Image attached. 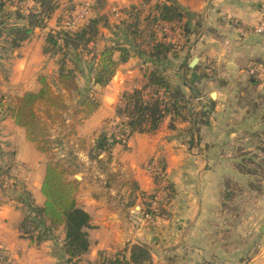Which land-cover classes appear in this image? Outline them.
Wrapping results in <instances>:
<instances>
[{"label": "rangeland", "instance_id": "rangeland-1", "mask_svg": "<svg viewBox=\"0 0 264 264\" xmlns=\"http://www.w3.org/2000/svg\"><path fill=\"white\" fill-rule=\"evenodd\" d=\"M161 1L143 0L137 6L131 5L125 9L116 10L118 16L110 8L104 6L103 11V9L100 10L97 7L96 3L92 5L96 8L95 14L98 18L106 19L107 26L101 20L93 42L80 49L81 60L78 66L82 69V72L79 73L80 71H78L76 78L79 90L87 91V95L98 103L95 110L98 119L90 123H86L88 118L84 119L77 127L78 134L76 137L66 139L60 146H55L53 157L56 161L62 162L73 173L70 179L79 184L78 192L81 195L79 202L76 200L78 206L82 208L83 204L95 200L93 214L96 219V227L92 232L90 242L93 243L94 240H97L96 244L100 242L102 239L101 226L110 221L119 231L117 238L122 241V246L115 248V251L111 253L98 250L95 254L96 247L93 245L89 253L80 259V264H94L100 252L110 255L115 254L124 248L123 244L133 243V238H141L152 243L157 240L165 242L164 240L169 236H165L166 228L162 221L173 222L170 237L175 238V241L189 238L187 240L192 242V244H189L185 240L186 245L181 249L180 254H184L186 260L176 259L172 264H247L253 257L261 253L264 245V234L259 232V228L264 226V152H262L264 148V128L260 129L258 127L255 133H251L253 127L255 125L257 127L260 122L264 126L262 118L264 114V62L261 59L255 60L256 64L246 72L247 66H249L247 64L244 68L243 77L238 78L235 77L232 71L221 70V66L216 65L213 61L210 62L208 57L205 59L203 53L199 54L193 49L194 38L190 39L189 44L185 43L183 23L158 25L155 28L151 22L145 23L144 18L148 14H152L154 5ZM57 2L59 7L63 6L58 12L60 14L59 27L51 30L70 31L68 24H71L84 11L86 5L84 3L77 5L74 3L75 5H73L71 0L70 2H66V0H58ZM25 7L27 6H22V8ZM92 14L93 11L88 14L78 28L84 22H87V18H90ZM162 26H165V30ZM134 30L136 35L133 34ZM190 30L193 34L198 31L195 28ZM47 34L46 32L44 35L43 49L47 48L50 51L48 54H43L48 58L47 63L51 64L50 71L52 73L44 76L50 79L54 89L57 90L56 77L60 56L55 55L47 44ZM260 37H264V35ZM156 40H166V42L174 45L172 53H170L167 60L160 64L159 70L167 76L173 86H182L184 93L190 96L192 101L189 108H191L190 114L192 115L189 116L187 110L184 111L185 120H174L175 129L169 128L170 118L168 117L158 131L141 133L142 136H139L140 133H134L125 140L124 145L131 141L130 138L135 135L138 137L152 136L156 139L161 138L169 144L167 149L164 146L160 149L157 147V151L151 159L141 157L142 169L148 173L152 181L156 177L158 182L154 184L153 189L149 192H139L135 181H132L131 171L124 168L119 158H115L116 155H109V152L98 154L94 151V145L102 133L110 135L118 132V124L121 120L116 118V107L119 104L120 96L125 92L130 93L134 89L142 88L146 81L145 74L152 69V65L145 62L146 58L144 56L129 58L126 63L117 67L110 82L106 86L100 87L93 85L95 58L105 48L115 45L127 46L131 52H148L150 46ZM1 48L0 43V101L2 100L1 104L7 105L15 96L7 95L2 91L3 82L1 78L5 79L3 72L7 70L8 64H11L16 50L13 53L6 54ZM117 57L118 54L115 53L114 58ZM199 57L203 61L198 62V71L193 73L187 70V64L194 58ZM212 66L215 68L212 69ZM66 67L73 68V65L68 62ZM192 76H195L198 80H192ZM249 76L260 80L262 85L258 87L249 85ZM232 83L233 86H231ZM221 91L225 92L226 96L221 102L219 114L213 117L215 120L213 122L210 119L216 103L211 105L210 94ZM80 98H82L80 93L73 94L72 99L69 100V106L76 105ZM250 103L255 104L256 108H253ZM205 108H207V111ZM206 112L210 113L206 114ZM233 112L237 113H234L233 116ZM194 121L198 131L192 132V135L190 130L195 129ZM211 122L213 127L209 126ZM205 126L211 128L209 139L213 140L212 145L197 147L195 144L198 139L195 134ZM19 130L24 141L27 142L24 131ZM230 133L232 134L230 135ZM214 134H216L215 137ZM171 143L174 144L170 145ZM5 152L4 155L12 153L11 150ZM43 156L46 165L48 157L44 154ZM71 157H74L75 160ZM204 158L209 159L211 165L203 167ZM168 159L171 160L170 162L174 166L183 161V165L179 164L180 166L172 168L173 176L171 177L177 178L178 188L169 181L167 174ZM249 159L253 160L252 164L249 163ZM8 160L6 156H0V165L5 164ZM242 161H248L246 164L255 171L254 175L242 174L236 170L234 165L240 164ZM203 170L212 172L209 174L210 177L204 179L205 182L200 181L199 177ZM21 172H24L23 169L21 170V166L20 168L14 166L11 169V175L14 179L16 176L20 178L18 174ZM192 172L194 174L192 176L195 178L188 184L189 179L187 176H191ZM226 180L231 182L228 192L234 195V199L227 200L223 197L224 192H227L225 191ZM168 183L174 186L173 199L170 201L168 199L171 192L166 188ZM12 184L13 180L10 185ZM208 184L213 185V187L209 188ZM106 188L108 189L106 190ZM204 189L206 193L207 191L211 192L209 205L206 204L207 202L204 204L207 216L202 218L199 223L197 222L195 229L188 233V226L183 224L184 218L182 217L183 207L187 202L185 200L189 195H192V200L199 199L201 204ZM111 190L113 194L109 195ZM24 191L26 190H20V193L17 194L18 198L21 197ZM187 191H190V193H187ZM153 193L159 196L160 205L164 208V212L170 215L169 218H154L152 216L151 213L154 209L150 202L153 200L149 199V195ZM217 193L220 200L217 198ZM12 195V193H9L4 196L6 197L4 201L12 198L19 203V200L15 198L17 195ZM177 196L178 198L175 201ZM213 197L216 198L215 206V198ZM137 204L140 208L135 210L134 206ZM1 205L2 202L0 207ZM148 205L151 207L150 210ZM23 210L25 211L24 207ZM109 212L112 214L111 217L108 214ZM140 229L143 231L138 232ZM63 239L64 231L61 227L54 233L53 240H47L53 243V254L56 258L57 255L61 254L59 248L63 243ZM193 244L197 246H193ZM2 249L6 253L4 254L8 256V260H11L14 264L8 251ZM149 249L153 252L152 248ZM158 251L160 250L158 249ZM203 251L206 252V257H203V259L195 257V254H201L200 252ZM166 255H163V257ZM89 257L93 258L92 261L88 259ZM161 264H166L164 259ZM167 264L171 263L167 262Z\"/></svg>", "mask_w": 264, "mask_h": 264}, {"label": "trees", "instance_id": "trees-1", "mask_svg": "<svg viewBox=\"0 0 264 264\" xmlns=\"http://www.w3.org/2000/svg\"><path fill=\"white\" fill-rule=\"evenodd\" d=\"M95 3L100 10L104 8L103 0H96ZM23 5L27 7L22 8ZM55 9L56 0H0L2 51L6 54L13 53L31 37L35 29L46 28ZM95 10V7L89 6V13L91 14L93 11V14L80 28L70 31L50 30L47 34V44L55 55L60 56L56 77L57 90L54 89L47 76L39 75L37 90L15 96L7 105L1 104L2 100L0 101V115L10 118L17 127L22 128L26 139L35 145L37 151L48 157L40 188L44 198L43 204L37 206L26 191L22 192L21 197L18 198L25 208L23 218L18 226L20 237L38 245L44 241L53 240L54 233L62 227L64 239L59 248L61 254L57 255L58 264H80V259L89 253L91 247L88 233L92 229L91 217L76 202L79 184L70 179L73 173L62 162L56 161L53 153L55 146H60L64 140L77 136V127L84 119L93 115L98 107V103L87 95V91L79 90L76 78V73L82 72L78 66L81 60L80 49L93 42L101 20L105 25L107 23L105 18H98ZM187 15L175 1L162 0L154 5L152 14H148L144 19L146 24L151 22L155 28L158 25L183 23V19ZM194 17L196 19L194 28L199 30L200 19ZM133 34L136 35L135 30ZM190 35H193V32L186 22L183 24V37L186 44L189 43ZM173 49L172 43L166 42V40H156L148 52H131L127 46L115 45L105 48L95 58L93 85L100 87L106 86L114 76L117 67L126 63L129 58L144 56L145 62L152 65V69L145 74L146 81L142 88L134 89L130 93L125 92L120 96L119 104L116 107V118L121 120L118 124V132L100 135L94 145V151L98 154L110 152L115 145L125 143V140L134 133L158 131L168 117L170 118L169 128L175 129L174 120H185L184 111L187 110L189 116L192 115L190 114L191 108H189L192 101L190 96L184 93L182 86H173L167 76L159 70L160 64L167 60ZM49 51L47 48L43 49L44 54H48ZM115 53L118 54L117 58H114ZM68 62L73 65V68L66 67ZM255 64L253 63L250 68ZM188 65L186 69L193 73L199 69V65L193 69H190ZM248 84L257 87L259 81L248 80ZM75 93H80L82 98L76 105L70 107L69 100ZM210 103L214 104L212 101ZM250 104L256 108L255 104ZM262 118L264 122V114ZM194 131H198V128L190 130V134L193 135ZM262 152H264V148ZM0 156H6L9 159L8 162L0 165L1 179L6 174L11 175L14 164L12 163V153L4 155L0 151ZM71 158L75 160L74 157ZM248 161L253 163L252 159ZM246 162L235 164L236 170L242 174L254 175L255 171L247 166ZM153 181L154 184L158 182L156 177ZM230 185L231 182L226 180L225 191L227 192H224L223 197L227 200L234 199V195L228 192ZM15 186L13 183L6 190L13 189ZM250 187L252 188V186ZM166 188L171 192L168 199L170 201L173 199L174 186L168 183ZM155 197V193L149 195L150 200ZM160 201L158 200L151 214L154 218L167 219L170 215L164 212ZM149 205L148 209L150 210ZM4 253L5 251L0 248V264H12V261L8 260V256ZM94 264L154 263L149 248L135 243L125 245L121 251L115 254L100 252Z\"/></svg>", "mask_w": 264, "mask_h": 264}, {"label": "crops", "instance_id": "crops-1", "mask_svg": "<svg viewBox=\"0 0 264 264\" xmlns=\"http://www.w3.org/2000/svg\"><path fill=\"white\" fill-rule=\"evenodd\" d=\"M56 0V9L51 19L47 22V27L44 29H35L31 37L25 41L13 54L14 58L11 60V64H8L7 70L3 72L4 78H1L3 85L1 86L2 91L7 93V95L20 96L24 92L35 91L38 89V84L36 78L39 74L48 75L52 73L50 71V65L48 64V58L43 54V45H44V35L49 32L51 29H58L59 27V17L58 12L61 10V7L58 6L59 3ZM96 0H71L73 5L79 3H84L87 6L94 5ZM105 8H110L111 10H118L121 8H127L129 6H137L143 2V0H103ZM175 1L186 14L185 19H183V24L186 22L189 25V28L192 29L195 27L196 18L200 19L201 27L196 34L190 35V39L193 40V49H195L199 54L203 53V56L208 57L209 61H213L216 65L221 66V70L232 71L235 77H243L244 68L247 66L246 72L250 70V66L255 63L257 59H261L264 62V37H260L254 34L243 32V28H248L255 25L260 17V10L263 0H171ZM70 2V0H66ZM75 3V4H74ZM104 11V9H103ZM201 30V31H200ZM188 43V44H189ZM198 62L201 63L203 59L198 58ZM197 65H199L197 63ZM214 65V66H216ZM215 67L212 66V69ZM248 74V73H247ZM192 80L195 76L191 77ZM248 80L259 81V85H262L261 81L248 77ZM233 86V83L231 84ZM7 91V92H6ZM15 93V94H12ZM12 96V97H14ZM226 94L225 92H216L215 99L210 98L211 101L215 104V109L212 112L211 121H215L213 117H216L219 114V109L221 102L224 100ZM213 104V105H214ZM207 111V108H205ZM210 112H206L209 114ZM234 113L233 112V116ZM96 112L93 113L86 123L95 122L98 119ZM254 118V115L252 116ZM243 118V117H242ZM89 125V124H88ZM209 126L213 127L212 122ZM263 129L264 126L260 122L253 127L251 133H255L257 128ZM14 122L3 115H0V151L6 153L5 151L12 152V163L14 166H18L23 173H19L20 178H13V183L15 187L13 189H8L4 192V196L7 194H13L16 196L20 193V190H26L33 199L34 203L37 206H41L44 202V198L40 192L41 184L44 177L45 171V158L43 154L37 151L34 144L30 143L25 136L27 142L24 141L22 134ZM209 127H202L195 137L198 139L196 141V146L204 147L211 146L212 141L209 139ZM23 130V129H22ZM24 131V130H23ZM264 131V130H263ZM232 133H230L231 135ZM25 135V133H24ZM216 134H214L215 137ZM139 136H142L139 135ZM133 137V138H132ZM127 144H117L113 149L108 153L109 155H116L115 158H119L124 165V168L129 169L132 174V181H135L139 192H149L154 187V183L148 173L142 169V158L151 159L156 151L157 147L168 148L169 144L166 141L161 140V138L154 137H138L137 135L132 136ZM129 139V140H130ZM157 140V142L155 141ZM148 140V142H146ZM142 141V142H136ZM159 142V143H158ZM30 143V144H28ZM160 146H159V145ZM171 143L170 145H173ZM172 147V146H171ZM123 148V149H122ZM7 158V157H6ZM171 160H167V174L169 176V181H171L176 188H178L177 178H173V167L183 165L182 162H178L175 166ZM180 164V165H179ZM203 167L206 165H211L209 159L203 160ZM213 170V169H212ZM210 171L203 170L202 174L199 175L200 181L205 182L204 179L210 177ZM187 176L189 179L188 184L191 183L195 177ZM194 175V174H193ZM212 175V174H211ZM198 178V176L196 175ZM220 182V180H219ZM18 183V184H17ZM201 183V182H200ZM207 185V184H206ZM209 185V184H208ZM11 186V185H10ZM19 186V187H18ZM209 188H212L213 185H209ZM108 188H106L107 190ZM190 193V191H187ZM211 192H205L203 190L202 203L200 204L199 199L192 200V195L187 197V202L183 207L182 217L184 218V225L187 224L188 233L191 230L195 229L196 223L200 222L202 218L207 216L206 208L204 204L209 205V197ZM113 191L109 192V195H112ZM215 194V193H214ZM218 194V193H217ZM12 195V196H13ZM80 193L76 195V200L79 202ZM220 200L219 194L217 195ZM6 198V197H4ZM2 201L0 207V248H4L8 251L9 256L13 260L14 264H58L56 256L53 254V243L50 241H44L40 244H34L30 240L21 238L18 226L23 217V204L15 202L14 199H6ZM18 199V195L15 197ZM178 196L175 198L177 200ZM215 198V197H213ZM212 198V199H213ZM111 199V198H110ZM186 199V198H185ZM197 201V202H195ZM220 202V201H219ZM95 200H91L90 203H85L82 205V208L90 215L91 217V226L92 229L88 231L89 239H92V232L95 230L96 219L93 214L95 208ZM219 203L217 202V205ZM216 205V198L214 206ZM97 206V205H96ZM135 207V210H138L140 207L138 204ZM175 213V212H174ZM110 217L112 214L109 212ZM165 224V236H169L164 241L160 240L152 242L144 241L141 238H133V243L131 244H142L148 248H152L151 255L154 264H161L163 259L165 263H173L176 259L181 261L186 260L184 254H180L182 247L186 245L185 240L175 241L172 235L173 222L172 221H162ZM143 231L140 229L138 232ZM137 232V234H138ZM143 233V232H142ZM119 231L113 225V222H105L101 226V236L102 239L96 244L97 240L91 243L92 248L95 245L96 249L94 253L98 250L106 252H114L115 248L122 246V241H120L117 236ZM188 241V240H187ZM264 242V241H263ZM184 243V244H183ZM189 244L192 242L188 241ZM125 246V244H123ZM192 246V245H191ZM193 246H197L193 244ZM158 249L160 251H158ZM150 250V249H149ZM200 251V250H199ZM198 251V252H199ZM201 254H195L196 258L203 259L206 257V252H200ZM167 254L165 257L163 255ZM180 255V257H179ZM216 255V254H215ZM92 257V255H91ZM89 257L88 259L92 261L93 258ZM179 257V258H178ZM167 261V262H166ZM264 263V245L261 253L253 257L250 262L247 264H258Z\"/></svg>", "mask_w": 264, "mask_h": 264}, {"label": "built area", "instance_id": "built-area-1", "mask_svg": "<svg viewBox=\"0 0 264 264\" xmlns=\"http://www.w3.org/2000/svg\"><path fill=\"white\" fill-rule=\"evenodd\" d=\"M88 8H89V6L86 5L84 11L81 14H79L71 24H68V27L70 30L71 29L75 30L80 26L82 21L89 14ZM114 12H115V15L118 16V13H116V10H114ZM162 28H163V30H165V26H162ZM243 32L258 35V36L264 35V0L262 2V5H261L260 17H259L257 23L251 27L243 28ZM255 70H253V71H255ZM12 180H13L12 175H4L0 179V204L3 201L5 190L11 184ZM158 200H159V196H156L153 199V201L151 202L152 208L156 207Z\"/></svg>", "mask_w": 264, "mask_h": 264}, {"label": "water", "instance_id": "water-1", "mask_svg": "<svg viewBox=\"0 0 264 264\" xmlns=\"http://www.w3.org/2000/svg\"><path fill=\"white\" fill-rule=\"evenodd\" d=\"M198 58H194L190 63H189V68L190 69H193L196 65H197V63H198ZM211 98L214 100L215 99V93H211ZM259 232L260 233H262V234H264V226H261L260 228H259Z\"/></svg>", "mask_w": 264, "mask_h": 264}]
</instances>
